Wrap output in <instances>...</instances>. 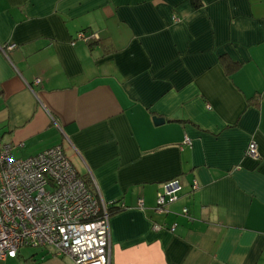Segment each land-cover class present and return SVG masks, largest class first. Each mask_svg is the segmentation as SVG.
Instances as JSON below:
<instances>
[{
  "label": "crops",
  "instance_id": "obj_1",
  "mask_svg": "<svg viewBox=\"0 0 264 264\" xmlns=\"http://www.w3.org/2000/svg\"><path fill=\"white\" fill-rule=\"evenodd\" d=\"M6 45L0 145H58L88 191L123 205L109 264H264V0H0ZM20 250L0 264H72Z\"/></svg>",
  "mask_w": 264,
  "mask_h": 264
},
{
  "label": "built area",
  "instance_id": "obj_2",
  "mask_svg": "<svg viewBox=\"0 0 264 264\" xmlns=\"http://www.w3.org/2000/svg\"><path fill=\"white\" fill-rule=\"evenodd\" d=\"M94 36L78 31L75 38L86 42ZM10 48L0 46L2 51ZM183 143L189 144L187 137ZM9 150L10 145L0 146V262L29 246L65 255L72 264H109L106 204L88 191L60 146L16 159ZM244 155L258 159L254 141L247 143ZM180 187L176 178L161 183L154 211L164 212ZM137 206L142 207L141 199Z\"/></svg>",
  "mask_w": 264,
  "mask_h": 264
},
{
  "label": "trees",
  "instance_id": "obj_3",
  "mask_svg": "<svg viewBox=\"0 0 264 264\" xmlns=\"http://www.w3.org/2000/svg\"><path fill=\"white\" fill-rule=\"evenodd\" d=\"M90 41H95V40H88V41H86V43H88V45L90 44ZM219 60L222 62V63H224L225 64V59L223 58V57H219ZM1 146V145H0ZM36 154V153H35ZM34 155V154H33ZM12 158V157H11ZM14 159H16V158H14ZM172 179V178H171ZM169 180V179H168ZM83 181H84V179H83ZM165 181H167V180H165ZM165 181H163V182H165ZM163 182H161V183H163ZM84 183H85V181H84ZM161 183H159L158 184V188H157V190H156V192L157 191H160L161 190V188H160V184ZM192 186V185H191ZM180 191V190H179ZM179 191H178V193H179ZM156 192H155V194H156ZM178 193H177V195H178ZM106 205H105V209H106V212H107V216H109V214H111V213H113V212H116V211H118V210H120V209H123V205L121 204V203H119V204H116L115 202H113V201H111V202H109V203H105ZM154 204H155V197H154ZM138 207V206H137Z\"/></svg>",
  "mask_w": 264,
  "mask_h": 264
},
{
  "label": "rangeland",
  "instance_id": "obj_4",
  "mask_svg": "<svg viewBox=\"0 0 264 264\" xmlns=\"http://www.w3.org/2000/svg\"><path fill=\"white\" fill-rule=\"evenodd\" d=\"M34 249H39V247H35V248H33V247H29V246H23V247H21V250H20V252H21V254L23 255V257H25L29 252H32V251H34ZM37 254V253H36ZM36 256H38V258H39V255L37 254ZM57 256V255H56ZM21 260V259H20ZM20 260L19 261H15V260H13L12 259V261L10 262V263H8V264H20ZM15 261V262H14ZM1 263V262H0Z\"/></svg>",
  "mask_w": 264,
  "mask_h": 264
},
{
  "label": "water",
  "instance_id": "obj_5",
  "mask_svg": "<svg viewBox=\"0 0 264 264\" xmlns=\"http://www.w3.org/2000/svg\"><path fill=\"white\" fill-rule=\"evenodd\" d=\"M152 121L153 123L157 124V123H161L162 122V118L161 117H157V116H153L152 117Z\"/></svg>",
  "mask_w": 264,
  "mask_h": 264
}]
</instances>
